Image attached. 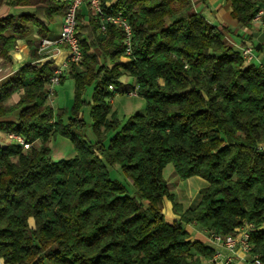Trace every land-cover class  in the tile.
Here are the masks:
<instances>
[{
	"label": "trees",
	"instance_id": "1",
	"mask_svg": "<svg viewBox=\"0 0 264 264\" xmlns=\"http://www.w3.org/2000/svg\"><path fill=\"white\" fill-rule=\"evenodd\" d=\"M108 1L100 0L102 12L121 13L132 28L131 51L122 27L89 4L87 14L78 11L81 58L60 75V83L74 80L65 121V109L49 101L57 65L42 61L48 32L42 19L65 13L70 0H0V7L35 6L0 18V68L12 65L18 38L31 54L0 83V130L30 144L0 143V258L4 264H212L214 246L191 239L186 226L228 235L249 223L251 254L264 262V63L243 56L246 47L264 54V31L260 42L240 35L239 46L227 38L251 27L260 12L264 25V0H225L237 28H220L195 0ZM33 26L39 37L29 36ZM131 91L145 99V110L120 118L110 99ZM86 104L95 142L79 133L87 126ZM57 136L70 139L73 157L52 159L49 143ZM169 163L182 180L207 181L195 204L185 208L171 189L164 177ZM115 164L134 195L111 178ZM164 199L179 215L173 222Z\"/></svg>",
	"mask_w": 264,
	"mask_h": 264
},
{
	"label": "crops",
	"instance_id": "2",
	"mask_svg": "<svg viewBox=\"0 0 264 264\" xmlns=\"http://www.w3.org/2000/svg\"><path fill=\"white\" fill-rule=\"evenodd\" d=\"M60 1H67V0H60ZM116 1L117 0L108 1L107 6L113 5ZM194 6L197 10L201 11L211 22L215 23L220 28L238 27V22L231 15V9L226 7L225 0H206V1L195 0ZM34 11H35L34 5L10 6L7 4H3L0 7V18L9 14L17 15L21 13H32ZM87 11H88V4L85 3L81 6L80 12L82 14H87ZM63 20H64V12H60L54 15L52 21H47L46 19H42V21L46 24L48 29L47 35L42 39L47 38L52 41L56 40L60 35ZM259 23L257 21H253L251 27L242 28L245 32L244 35L254 36V40L256 42L258 41L260 42L262 41L260 39H263V30L260 31V29L263 28H261L262 25H259ZM234 35L235 34L233 35L227 34V38L232 44L239 46L240 42L234 39L233 37ZM29 36L39 37L38 28L36 26L32 27ZM41 52L45 54V58H43L42 61L52 59L57 66L65 62L69 55V50L65 45L62 44L46 45L41 49ZM9 54L12 57V65L7 69L4 70L0 69V83L3 82L6 78H8V76H10L13 72H15L19 67H21L26 63L31 62L30 48L25 38H18L16 42V46L10 51ZM255 55H256L255 57L258 58V60L261 63H264V54H259L258 52H255ZM0 143L5 144L3 142ZM196 183H198V186H202V188L206 187L207 185V183L204 180H200V179H196ZM175 194L177 195L176 192ZM178 200L183 204L185 208L191 206L190 204H186L185 202L181 201L179 198ZM163 207L165 211L164 213L165 217L169 218L171 222L179 218V215H177L173 211V204L170 200L164 199ZM186 230L189 232L191 239L198 238L204 240L212 244L215 249H220V246L218 244L209 241L208 235L203 230H201L197 224H188L186 226ZM0 263H3V260L1 258H0ZM236 264H252V262L248 256L240 252L236 257Z\"/></svg>",
	"mask_w": 264,
	"mask_h": 264
},
{
	"label": "rangeland",
	"instance_id": "3",
	"mask_svg": "<svg viewBox=\"0 0 264 264\" xmlns=\"http://www.w3.org/2000/svg\"><path fill=\"white\" fill-rule=\"evenodd\" d=\"M257 22L259 23V21ZM259 25H262L261 28H263L260 29V31H264V25L261 23H259ZM243 34H245L244 30L242 28H239L238 34H235L233 37L238 42H240V35ZM121 79L124 82L129 80L127 76H123ZM53 90L54 94L49 97V101L52 103L53 107L56 110H58L59 108L65 109L64 120L66 121L73 101L74 80L68 77L63 83L56 84L53 87ZM91 97V88H88L86 98L90 101ZM17 98L18 94L13 95L7 100V104L14 103ZM111 102L113 108L118 111L119 117L125 119H127L128 116L133 113H143L146 106V101L143 97H141L140 95L131 96L129 95V93L117 94ZM83 115L87 126L83 130H80L79 133L84 135L91 142H95L96 137L91 127L92 119L90 115L89 104H86L83 107ZM9 141L10 140L8 137V132L0 130V142L8 143ZM35 145L38 146L39 142H36ZM49 146L51 148V157L55 161L70 158L75 155L73 143L67 137L57 136L55 139H52L50 141ZM109 171L111 178L123 182L127 186L129 193L133 195L135 194V188L133 184L126 178L121 167L118 164L110 165ZM164 177L168 180L171 189L177 193V196L181 201L185 202L186 204L193 205L200 199L203 188L202 186H198V183H196V179L204 180L201 177L199 178L195 176L186 180H180L175 173V167L173 163H169L165 167ZM204 181L207 183L206 180ZM163 212L165 213L164 207ZM167 220L168 222H171L169 218H167ZM31 223H33L32 220Z\"/></svg>",
	"mask_w": 264,
	"mask_h": 264
},
{
	"label": "built area",
	"instance_id": "4",
	"mask_svg": "<svg viewBox=\"0 0 264 264\" xmlns=\"http://www.w3.org/2000/svg\"><path fill=\"white\" fill-rule=\"evenodd\" d=\"M85 3L92 6L97 13L102 14V17L105 20L111 21L125 30V43L127 45L126 51L127 53L131 51L130 41L132 37V28L127 22L126 18L121 13L104 14L101 10L100 0H70L69 6L64 13V20L59 37L54 41L49 40L47 38L42 39L41 49L49 44H62L65 45L69 50V55L66 61L57 66L53 76L50 79V97L54 94L53 87L56 84L60 83V75L62 74L64 69L68 68L69 62H78V60L81 58V49L79 44V38L77 37L76 26L78 11L80 10L81 6ZM261 14L262 12H260V14L254 19V21H260ZM103 29H105V26H103ZM243 56L246 58L247 61H252L255 58L253 49L251 47L244 48ZM129 95L136 96L137 92L131 91L129 92ZM110 101H113V98L110 99ZM8 137L9 140H15L22 144L24 147L30 146V144L26 143L25 139L18 134L8 132ZM261 147L264 150V143ZM252 228V224L246 223L242 226L235 228V230L228 235H220L216 233L208 235L209 241L220 246V249H215L214 254L211 258V263L236 264V257L240 252H242L251 259L252 264H264V262L257 255L251 254L252 244L250 242V233Z\"/></svg>",
	"mask_w": 264,
	"mask_h": 264
}]
</instances>
